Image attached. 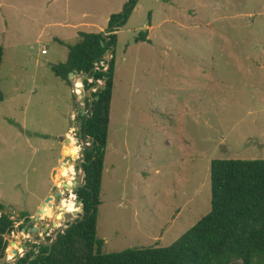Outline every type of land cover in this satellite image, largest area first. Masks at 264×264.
<instances>
[{"label":"rangeland","instance_id":"rangeland-1","mask_svg":"<svg viewBox=\"0 0 264 264\" xmlns=\"http://www.w3.org/2000/svg\"><path fill=\"white\" fill-rule=\"evenodd\" d=\"M126 1L0 0V203L16 220L3 259L17 249L13 242L24 251L30 239L51 238L54 228H40L50 226L59 199L53 211L33 217L39 199L54 185L62 188L65 163L54 183L51 172L68 126L72 151L66 146L62 158L74 167L70 181L80 172L72 83L50 69L68 50L53 37L74 43L77 30L102 32ZM148 23L149 41L134 42ZM112 55L96 216L100 251L168 246L209 212L212 159H264V0H138ZM90 93L81 96L84 111Z\"/></svg>","mask_w":264,"mask_h":264},{"label":"trees","instance_id":"trees-1","mask_svg":"<svg viewBox=\"0 0 264 264\" xmlns=\"http://www.w3.org/2000/svg\"><path fill=\"white\" fill-rule=\"evenodd\" d=\"M138 0H127L122 10L109 16L103 32L78 33L64 62L50 65L53 74L70 84L68 74L90 72L91 83L83 80L84 89L103 84L85 98V114H78L81 138L88 142L81 166L84 186L73 190L83 203L82 219L59 232L52 245H33L14 264H264V159H222L210 161V205L207 214L168 246H147L118 252L100 251L102 241L96 237V216L100 204L103 160L107 145L110 104L114 76V56L107 69L96 67L115 46L117 33L127 21ZM150 25V24H148ZM147 29L133 36L134 42H148ZM3 49L0 46V62ZM113 54V53H112ZM4 95L0 90V102ZM78 168V167H77ZM0 203V260L7 248L6 234L15 222ZM29 220L26 214H22ZM20 248L17 242L11 243ZM36 248V249H34ZM38 248V251H36ZM12 253L13 250L8 248ZM10 253V254H11ZM9 254V255H10Z\"/></svg>","mask_w":264,"mask_h":264},{"label":"water","instance_id":"water-1","mask_svg":"<svg viewBox=\"0 0 264 264\" xmlns=\"http://www.w3.org/2000/svg\"><path fill=\"white\" fill-rule=\"evenodd\" d=\"M102 34L105 35L104 33H102ZM113 49H114V46H111L110 50L106 53V57L109 60L112 56ZM89 73L90 72H84V71H81L79 73L70 72L68 74V78L70 80V83L73 84V82L76 80L83 81L87 76H89ZM75 98H76V103H77V108H78V114L83 115L85 113V111L82 109V105L80 104L81 97L75 96ZM80 125H81V123L79 122L78 126H77V130H78V136L81 139V147H80V151H79L81 154V158L77 161V166L80 170L79 175H78V179L72 180V181H67L63 178H59V181L61 182L62 188L58 187V185H54L52 187V194L48 195L44 199L43 203L41 204V207L37 210L36 214L34 215L33 220H35V221H38L40 214L45 211L44 206L46 204L48 206H51L52 208H54V204H55L56 199H59V204H61L62 200L66 199V196H68V198H69L71 196V194H73L72 193L73 190L84 186V181H83L84 170L81 166V163L84 159V148L87 144L81 138V131L79 130ZM59 140L62 141V143H64V145H69L72 142V138L68 135L59 136ZM63 152L65 154L68 153L67 150H63ZM60 158H62V154L60 155ZM61 163H68V162L66 161L65 158H62ZM73 169H74V167L72 166V171L74 172ZM55 172H56V170H53V173H52L53 177L55 176ZM78 205H79V207L77 208V211H73V213H69V212L64 213L61 225H58V218L61 216V207L58 206L57 207L58 211L55 213V216H54L53 220L51 221L50 226L47 225V226L40 228L42 233H47L49 230V227L54 228V231L51 235V238L48 241H44L43 239H40V238L30 239L28 241L29 245H30L29 248H26L25 243H23L21 245V247L23 249H25L24 251H22L23 253H21V254L23 255V254L27 253L29 250H31L34 243H36L37 245L44 244V245H47L48 247H50L59 232H62L67 226H69L70 224H72L76 220L82 219L83 214H84V209H83V203L81 200L78 201ZM30 229H31V231L35 232V231H37L38 228L36 226H33ZM27 230H29V229L23 228L22 233H25ZM36 251H38V248ZM13 252L16 253L17 252L16 249H13ZM20 257L21 256H20L19 252H17L16 257L12 259L13 261H10V259H3L1 263L2 264H14Z\"/></svg>","mask_w":264,"mask_h":264},{"label":"bare ground","instance_id":"bare-ground-1","mask_svg":"<svg viewBox=\"0 0 264 264\" xmlns=\"http://www.w3.org/2000/svg\"><path fill=\"white\" fill-rule=\"evenodd\" d=\"M79 150H80L79 147L76 146L75 147V151L78 152ZM72 174H73L72 164L65 163L64 164V170H63V172L60 173V175H59V177L57 179V183H61L59 181V178H65V180L70 181V177H71ZM62 202L64 204H69V208L63 210V207L61 205ZM62 202H61V204H59V206L61 207V216L58 218V225H61L62 224L61 223L62 221L60 222L59 220H63L64 213L65 212H69V209L70 208H73L76 205V203H75V196L73 194H71V196L69 198L63 199ZM44 209H45V211L40 214V217H42V214L46 213V211H53V208L51 206H48L47 204L44 206ZM73 211H77V207L73 208ZM16 250L19 251V252L22 251V249L19 250V248H17Z\"/></svg>","mask_w":264,"mask_h":264},{"label":"crops","instance_id":"crops-1","mask_svg":"<svg viewBox=\"0 0 264 264\" xmlns=\"http://www.w3.org/2000/svg\"><path fill=\"white\" fill-rule=\"evenodd\" d=\"M106 19H109V18H106ZM107 22H108V20H107ZM149 24V23H148ZM146 25L145 26V28H148L149 30H148V33L150 32V30H151V28L153 27V25ZM99 30H101L102 32H104V30H105V28L104 29H102V27H99ZM119 30H117L116 31V33L118 32ZM80 32V30H77V39H78V33ZM147 37H148V35H147ZM56 39L60 44H62L60 41H63L65 44H67V42L65 41V40H63L61 37H58V36H54L53 37V39ZM77 41V40H76ZM65 44H63V45H65ZM42 51V50H41ZM42 53V52H41ZM64 81V80H63ZM65 82V81H64ZM78 111V109L76 110V112ZM73 112L71 111V113H70V115L72 114ZM73 115V114H72ZM72 115H71V117H70V119H73L72 118ZM74 128V126H68V128H67V130H65V132H63L61 135H68L70 132H71V130ZM60 141V140H59ZM59 141H57V143L60 145L59 146V149H58V151H59V154L61 155V154H63L64 152H63V150L66 148V146H67V149L68 148H70V150L72 151V149H71V147H72V142L69 144V145H63L61 142L59 143ZM64 155V154H63ZM62 155V156H63ZM61 159L62 158H60V156L58 157V162H59V164L58 165H55V166H53L52 167V172H51V179H52V182L54 183V177H52V173H53V170H56V169H58L59 168V166L61 165ZM50 195V194H49ZM45 197V196H44ZM44 197L43 198H41V199H39V202L36 204V209L38 210L40 207H41V204L43 203V199H44ZM37 212V211H36Z\"/></svg>","mask_w":264,"mask_h":264},{"label":"built area","instance_id":"built-area-1","mask_svg":"<svg viewBox=\"0 0 264 264\" xmlns=\"http://www.w3.org/2000/svg\"><path fill=\"white\" fill-rule=\"evenodd\" d=\"M45 51H46L45 49H42L41 52L42 53H45ZM104 59H105L104 61H100L99 64H96V67L101 66L102 68H105L107 66V62L109 61V59H107L106 55H105V58ZM86 79H87V81L89 83H91L93 81V79L90 78V77H86ZM100 81H102V80H100V79L96 80L97 85L91 86L89 88L91 92L96 91V89L99 86H101V85H99V82ZM71 90H72L74 96L81 97L84 94V84H83V81H80V80L79 81H74L73 84H72ZM17 252H19V251H17ZM16 253L12 252L10 255L7 254L6 259L12 260L13 258L16 257ZM21 253H22V251L19 252L20 256L22 257L23 255Z\"/></svg>","mask_w":264,"mask_h":264}]
</instances>
